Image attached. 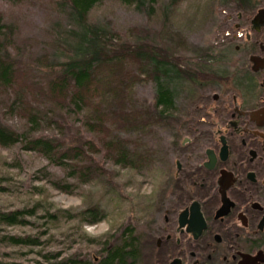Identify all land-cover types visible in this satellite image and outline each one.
Masks as SVG:
<instances>
[{
    "label": "trees",
    "instance_id": "obj_1",
    "mask_svg": "<svg viewBox=\"0 0 264 264\" xmlns=\"http://www.w3.org/2000/svg\"><path fill=\"white\" fill-rule=\"evenodd\" d=\"M1 1L0 149L19 146L47 163L36 171V179L44 183L30 188L33 204L0 210V229L32 225L30 217L44 220L43 234L61 224L73 226L61 232L64 240L51 234L46 243L30 235H0V264H13L6 257L21 253L10 247L26 248L42 258L41 264H150L147 225L163 185L160 133L173 115L177 80L197 87L206 75L209 57L182 52L185 33L205 25L212 0ZM188 1V11L178 12ZM104 3L142 8L150 19L160 15L158 42L136 36L134 28L126 34L109 19L103 23L93 18L95 6ZM62 54L67 59H59ZM150 83L156 88L154 104L138 94L139 87ZM17 161L0 156L1 195H11L10 169ZM123 170L144 181L154 179L153 191L128 193L135 182L122 180ZM46 185L81 197L83 207H59L49 200ZM110 220V234L93 237L83 230L84 225ZM49 242L64 248L44 251ZM77 244L92 249L62 256L65 248Z\"/></svg>",
    "mask_w": 264,
    "mask_h": 264
},
{
    "label": "flooded vegetation",
    "instance_id": "obj_2",
    "mask_svg": "<svg viewBox=\"0 0 264 264\" xmlns=\"http://www.w3.org/2000/svg\"><path fill=\"white\" fill-rule=\"evenodd\" d=\"M248 2L226 16L190 114L165 120L150 264H264V0Z\"/></svg>",
    "mask_w": 264,
    "mask_h": 264
},
{
    "label": "rangeland",
    "instance_id": "obj_3",
    "mask_svg": "<svg viewBox=\"0 0 264 264\" xmlns=\"http://www.w3.org/2000/svg\"><path fill=\"white\" fill-rule=\"evenodd\" d=\"M157 1L158 4H161V0ZM248 1L249 2L247 3V11H249L256 3V0ZM106 3L95 6L92 13L93 18L98 19L100 22L103 23L106 19H109L112 21V24L116 29L123 31L126 34H128V32L131 33L132 29L134 28L136 29V36L141 37L147 42H158V35L162 28L160 24V15H157L156 17L150 19L147 17V11L143 10L142 8L134 9L122 5L114 6ZM3 4L4 3L0 0V7L5 8ZM189 5H192L190 1L181 3L178 12L185 14L189 9ZM233 7L234 5L231 4L230 0H212L211 8H206V15H209V17L205 25L199 30H187L188 33H185L187 46L185 48L186 51L182 52V54L186 57H196L200 54H203V56L205 57H212V55H220V53L218 52V46L220 45L219 34L221 33L222 26H224V23H226V16L235 12V10L232 9ZM177 20L178 15L174 17V21L177 22ZM174 25L177 26V24ZM230 27L232 26L229 25L227 28ZM27 32L30 33L29 29L27 30ZM209 53L212 55H210ZM58 58L61 60L67 59V57L63 54L60 55ZM214 68L216 69L217 67L214 66ZM175 89V106L172 109L173 115L171 116L170 120L187 118V116L190 114V105L194 101V98L197 94L196 88L194 86L181 80H177ZM155 93L156 88L152 83L148 84L147 86H142L138 88L139 96L146 98L150 104H154ZM67 134L70 136L71 131H69ZM160 135L162 139L161 145L164 147V134L160 133ZM0 156H2L3 158H7L9 162L19 160L17 161V167L14 169H10L11 174L14 176V184L13 186H11V195L0 194V210L12 211L20 207L33 204V200L36 197H31L30 188L31 186H39L44 183V181L36 179V171L39 170L42 166L46 165L47 162L43 159L35 157L34 155L24 153L19 146H16L11 149H0ZM50 169L54 171V168ZM128 178H132L136 183H134V185L131 184L127 187L126 191L128 193L149 195L153 191L154 179L144 181L143 177L131 172L130 170L121 171V179L126 180ZM46 189L50 194L49 200L55 202L61 208L83 207V199L79 196H72L59 193L58 191L51 188L49 185H46ZM28 220L32 222V225H28L25 227H2L0 229V235H30L32 237H40L41 241L46 243L48 242V238L51 236V234L54 235L56 239L64 240V238L60 235L61 232H65L70 228V226H73L72 222L61 224L56 228H50L47 233L43 234L41 232L43 230H46L45 226H42V228L40 226L44 221L43 219H39L37 217H30L28 218ZM114 223L117 224L118 222L114 220ZM111 227L112 220L102 221L95 225H84L83 230L88 236L98 237L108 233H112L113 230L111 229ZM117 227L118 224L114 225V229ZM44 248V251H55L61 250L64 247L62 248V245L60 244L49 242L46 246H44ZM8 249H10L11 251L17 250L21 252L18 255H13L12 258L6 257V259L10 262H13V264H41L42 258L38 255H35L34 253H27L26 248L21 249L17 247L15 249H12L10 247ZM89 249L92 248L87 247L85 244H77L71 249L65 248V251L63 250L62 256L67 257L78 250L81 251V255H85L87 254ZM2 252L3 248H0V253ZM0 257H2V255Z\"/></svg>",
    "mask_w": 264,
    "mask_h": 264
},
{
    "label": "water",
    "instance_id": "obj_4",
    "mask_svg": "<svg viewBox=\"0 0 264 264\" xmlns=\"http://www.w3.org/2000/svg\"><path fill=\"white\" fill-rule=\"evenodd\" d=\"M260 13H261V11H259L256 16H258ZM251 60H254V59L251 58Z\"/></svg>",
    "mask_w": 264,
    "mask_h": 264
}]
</instances>
